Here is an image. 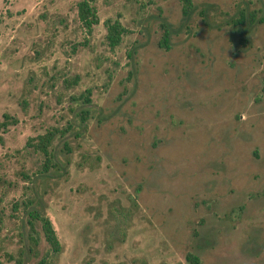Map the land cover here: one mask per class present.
<instances>
[{
  "label": "rangeland",
  "instance_id": "1",
  "mask_svg": "<svg viewBox=\"0 0 264 264\" xmlns=\"http://www.w3.org/2000/svg\"><path fill=\"white\" fill-rule=\"evenodd\" d=\"M76 1L0 0V264H264V0Z\"/></svg>",
  "mask_w": 264,
  "mask_h": 264
},
{
  "label": "trees",
  "instance_id": "2",
  "mask_svg": "<svg viewBox=\"0 0 264 264\" xmlns=\"http://www.w3.org/2000/svg\"><path fill=\"white\" fill-rule=\"evenodd\" d=\"M94 0H77L76 7V16L77 19L81 22V25L86 33H89L93 24L98 23V17L96 14V9L94 5ZM180 3L181 14L183 16L188 15L193 9V3L191 0H178ZM242 13L239 12V15L232 23L236 24L241 21ZM103 27L105 29L104 38L107 46L112 49L120 41L121 35L124 33L125 28L119 22L117 18L109 19L105 18L102 21ZM162 34L159 40L161 46H165L168 39V28L166 23H162ZM76 77H74L70 83H75ZM16 118L10 115L7 112H2L0 115V132L4 131L9 124L15 123ZM56 129H46L43 133L36 134L34 137H29L26 139L25 144L30 145L34 150L40 151L43 154L42 160V169L43 171L47 170L50 165L51 152L49 145L51 144L52 137L55 134ZM1 140V135H0ZM28 223L30 230L36 235H29L33 243L36 241L37 234L41 235L43 240L48 245V251L41 255L33 264H48V255L51 252H56L59 249V243L54 231V228L47 216L40 213L36 209L28 210ZM37 222L38 229H34L33 222ZM185 260L187 264H196L198 257L191 253H185ZM20 257L15 258L14 264H21ZM180 264V263H176Z\"/></svg>",
  "mask_w": 264,
  "mask_h": 264
}]
</instances>
